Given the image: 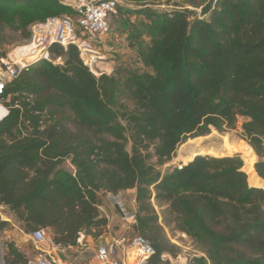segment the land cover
<instances>
[{"label":"trees","instance_id":"obj_1","mask_svg":"<svg viewBox=\"0 0 264 264\" xmlns=\"http://www.w3.org/2000/svg\"><path fill=\"white\" fill-rule=\"evenodd\" d=\"M208 1L146 8L127 21L132 47L147 40L143 71L96 77L73 47L56 46L63 65L37 62L6 86L0 207L26 233L49 231L58 248L75 247L80 233L97 238L107 226L100 195L134 191L133 228L155 250L150 264L181 252L166 232L191 243L187 264H264V189L239 154L159 170L187 140L242 119L241 144L264 180V0H216L199 18ZM74 15L54 0L0 2V48L28 40L34 22ZM7 248L4 264H27Z\"/></svg>","mask_w":264,"mask_h":264},{"label":"built area","instance_id":"obj_2","mask_svg":"<svg viewBox=\"0 0 264 264\" xmlns=\"http://www.w3.org/2000/svg\"><path fill=\"white\" fill-rule=\"evenodd\" d=\"M8 0H0L5 2ZM59 5L71 8L74 17H49L44 21L34 22L29 26V39L23 45L0 57V121L8 115L4 95L6 86L29 66L46 61L54 65H63L61 58H54L51 48L66 50L73 47L80 62L96 77L104 75L99 66L108 62L103 52V40L109 32L111 19L121 9L129 6L130 0H54ZM115 204L117 196L113 197ZM121 207V204L119 205ZM123 217H129L134 223V216L120 208ZM35 256L27 264H59L51 255L58 247L52 242L45 230H36L28 235ZM87 236L80 233L75 248L85 247ZM89 238V237H88ZM151 244L138 236L125 238H99L95 244V261L92 264H150L155 256ZM161 261L170 260L162 255ZM1 264V263H0Z\"/></svg>","mask_w":264,"mask_h":264},{"label":"rangeland","instance_id":"obj_3","mask_svg":"<svg viewBox=\"0 0 264 264\" xmlns=\"http://www.w3.org/2000/svg\"><path fill=\"white\" fill-rule=\"evenodd\" d=\"M176 4H182V0H130L129 6L127 8L121 9L122 11H118L117 14L112 17L109 26V32L103 40L102 50L105 53L108 62H113L114 70H145L138 60V52L140 46L147 42V40L143 38L132 47L131 44H133V40L131 39L129 33L127 21L135 22L137 18H139L136 12L140 10L150 8L158 12H167L175 9ZM124 12L127 13L123 14ZM196 12L200 18V9H196ZM9 43L10 44L0 48V57L5 56L17 47L22 46L24 41L20 40L19 38L10 37ZM242 121V119L238 120V126L235 130L220 134L214 128H210V134L187 140L186 143L177 149L172 160L159 169L160 172L164 173L170 167L186 165L200 152L204 153H202L200 156L211 157H225L223 154L233 153V151L237 150L238 148L235 144L244 142L240 136V124ZM237 154L233 153L230 156ZM246 157V153H242V155H240L241 159H246ZM257 161L258 158L256 157L254 164ZM246 168L253 177L250 168ZM113 197L114 196L110 194L100 195V206L98 210L100 214L107 220V226L101 231V235L97 238L92 236L89 238L86 237L84 248L80 250L72 247V249L67 250L65 254L57 252L59 256L63 257L64 259V255H66L71 259H78L81 264H92L95 261V244L99 238L131 239L132 237L136 236L133 228L134 223H132L129 217H123L120 211V208H122L125 213L128 215L132 214L134 216V191L121 193L117 196L116 201L119 205L121 204L120 208L117 203L115 204ZM0 214L3 216L5 211L0 210ZM5 222L7 225H5L3 228H0V263L4 264L3 253H6L8 250L7 247L9 245H12L15 250H17L16 246L22 244L28 248L30 252L29 258H33L35 256V251L31 241L29 240V234L26 233L22 229L21 225L15 220ZM1 223H3V221H0V227ZM166 237L169 239L171 244L177 246L181 250L176 258H171L170 260H166V262H168V264H187L188 259L194 256L191 243L187 241V238L184 235L179 233L169 234L166 232Z\"/></svg>","mask_w":264,"mask_h":264},{"label":"crops","instance_id":"obj_4","mask_svg":"<svg viewBox=\"0 0 264 264\" xmlns=\"http://www.w3.org/2000/svg\"><path fill=\"white\" fill-rule=\"evenodd\" d=\"M99 69L103 72V74L105 75H112V73L114 72V66H113V62H105L103 64H101L99 66ZM238 148L237 150H234L233 153L237 154L239 153L240 155H242V153H246L247 157L246 159L245 158H242L243 161H244V165L245 167H249L250 170L252 171V175L253 177L251 176L249 170L247 169L249 175H250V178H251V181L252 183L257 186V187H261V188H257V189H264V181L259 179L256 174L254 173V170H253V166H254V162L256 160V155L254 154V152L249 149L248 147L244 146L240 143H237L235 144ZM203 152H200L198 155H201ZM233 153H230V154H223V156L225 157H230V155H232ZM204 154V153H203ZM242 157V156H241ZM252 188H256V187H252ZM0 210H3L5 211V214L2 216L0 214V221H11L13 220L14 221V216L13 214L8 211L7 209L3 208V207H0ZM50 234V233H49ZM16 249L17 251H19L26 260L30 259L29 258V255H30V252L28 250V248H26L25 246H23L22 244L20 245H17L16 246ZM72 247H68V248H58L56 249L53 253H51L52 257L59 263V264H81L78 259H71V258H68L66 255H64V259L63 257L59 256L57 254V252L59 253H66L67 250H71ZM35 251V250H34Z\"/></svg>","mask_w":264,"mask_h":264},{"label":"water","instance_id":"obj_5","mask_svg":"<svg viewBox=\"0 0 264 264\" xmlns=\"http://www.w3.org/2000/svg\"><path fill=\"white\" fill-rule=\"evenodd\" d=\"M215 1L216 0H209L203 7L200 8V12H199L200 18H203V17H205L208 14V12L212 9Z\"/></svg>","mask_w":264,"mask_h":264},{"label":"bare ground","instance_id":"obj_6","mask_svg":"<svg viewBox=\"0 0 264 264\" xmlns=\"http://www.w3.org/2000/svg\"><path fill=\"white\" fill-rule=\"evenodd\" d=\"M202 155V154H201Z\"/></svg>","mask_w":264,"mask_h":264}]
</instances>
